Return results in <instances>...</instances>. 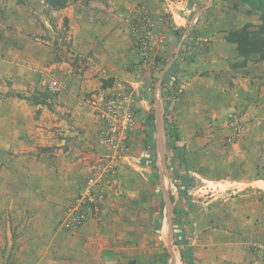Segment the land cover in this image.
I'll list each match as a JSON object with an SVG mask.
<instances>
[{"label": "rangeland", "instance_id": "rangeland-1", "mask_svg": "<svg viewBox=\"0 0 264 264\" xmlns=\"http://www.w3.org/2000/svg\"><path fill=\"white\" fill-rule=\"evenodd\" d=\"M68 10L89 20L103 12L101 25L117 14L135 54L126 76L103 65L94 88L72 87L91 72L95 56L72 51ZM246 24L257 28L259 15L241 0H70L60 9L44 0H0V264H47L46 251L70 253L95 241H110L122 254L140 241L147 252L161 241L165 257L172 249L169 208L187 209V197H177L184 183L187 195L224 199L264 180V60H244L227 40ZM165 70L166 85L155 92ZM53 80L58 89L49 87ZM158 92L166 101L159 145ZM119 102L132 119L125 134L109 129ZM180 105L189 107V121L177 114ZM73 107L97 121L92 135L93 121L77 124ZM44 108L56 116L50 136L30 126L43 120ZM61 125L73 134L63 137ZM62 156L76 173L64 197L48 176L59 166L49 173L43 160L59 164ZM130 216L146 219L139 228ZM114 222L127 224L126 234Z\"/></svg>", "mask_w": 264, "mask_h": 264}, {"label": "crops", "instance_id": "crops-1", "mask_svg": "<svg viewBox=\"0 0 264 264\" xmlns=\"http://www.w3.org/2000/svg\"><path fill=\"white\" fill-rule=\"evenodd\" d=\"M66 15L69 19V38L72 39V51L74 53L80 52L85 55L91 54L95 56V65H91V72L85 73V79L78 81L77 84H72V87L75 90H78L80 87L86 89L94 88L97 82L93 74L101 70L103 65L106 66L102 70H106L109 74L120 75L121 77L126 76L125 65L134 62L135 54L131 50L133 43L129 38L130 33L125 26V28L120 26V18L118 19L117 14L112 12L111 17L104 25L100 24L102 19H107L103 12L98 17L93 16L90 20L80 16L75 17L70 10L67 11ZM189 29H191L190 24L187 27V30ZM129 48L130 51H128ZM167 69H171V66L168 67L167 65ZM167 73L166 71L163 74L162 71L158 75L155 92L159 89V83L162 86L166 85ZM159 96V92L158 95L153 93L152 96L154 98L152 104L155 113L158 145L159 129H163L161 119L164 114V105L166 104V101ZM147 101H150V94ZM149 106L147 104L144 105L145 110H149ZM72 112L77 124H81L83 127L86 122L92 123L93 121L95 125L86 131L92 135V132L98 125L97 121L82 109L73 107ZM188 113H191L189 107L180 105L177 114L187 116L185 120L189 121L191 115H188ZM55 118L54 113L44 108L40 116V119L43 120H34L30 126L36 130L35 132L38 131L40 135L41 130H43V134L45 131L47 135L54 134ZM192 125H194L193 122ZM60 130L59 134H63V137L73 134L65 125H61ZM66 159L65 156L60 157L58 164L57 158H43L44 164L50 166L49 173H51V168L54 165L59 166L56 173L53 172L52 176H48L49 179L55 177V180L59 182L57 195L60 197L66 196L65 191L69 177L76 174L71 170ZM35 165L36 161L33 162V166ZM72 181L74 182L73 186L77 187L78 182L75 179ZM253 182H264V180L251 181L249 182V187L247 186L249 189H240V192L238 189L237 194L224 199L219 198L220 195H213L209 198H200L202 195L192 197L190 193L187 195V187L186 183H184L185 185L182 188L184 194L178 191L177 197H187V209L180 214L179 209L175 211L174 207L169 208L170 216L167 220V227L171 237L168 242L171 244L172 249L167 248L168 255H165V257L164 251L161 248V241H157L155 245L150 246L152 249L148 252L145 251L148 250L147 248H143L146 246L143 242L146 241H140L135 248H130L128 251L124 250L123 254L110 241H95L96 244L94 245L86 243L84 248L75 249L70 253H62L61 250H51L49 253L46 251V256L48 257L47 264H264V252L258 249L264 239V185L263 187L257 185L259 186L257 188L255 187L256 185H252ZM215 194H218L217 191ZM165 203H167L166 198ZM53 206L55 205H52L51 208ZM166 207L168 209V206ZM131 212L132 215L136 213L135 211ZM145 219L146 216H141L140 219H134L132 216L129 217V220L132 221L131 224L138 225L139 228H141V221ZM114 225L121 233H125L124 229H126L127 224L123 223L122 225L121 223L114 222L112 227ZM48 242L50 243L51 241ZM53 242L55 243V241ZM162 242L165 244L164 241ZM174 247H178V249H174ZM32 264H35V260H33Z\"/></svg>", "mask_w": 264, "mask_h": 264}, {"label": "trees", "instance_id": "trees-1", "mask_svg": "<svg viewBox=\"0 0 264 264\" xmlns=\"http://www.w3.org/2000/svg\"><path fill=\"white\" fill-rule=\"evenodd\" d=\"M53 9L65 7L70 0H44ZM248 6V12H256L259 15L260 24L257 28H250L249 24L242 26L240 29L230 31L227 40L235 43L237 55L244 60L251 55H256L258 60H264V0H241ZM149 125L154 126L153 115H149ZM168 136L174 135L176 139L178 134L173 125L167 124ZM186 178L188 175H180ZM179 193H183V189H179Z\"/></svg>", "mask_w": 264, "mask_h": 264}, {"label": "built area", "instance_id": "built-area-1", "mask_svg": "<svg viewBox=\"0 0 264 264\" xmlns=\"http://www.w3.org/2000/svg\"><path fill=\"white\" fill-rule=\"evenodd\" d=\"M59 84L53 80L49 83V87L51 89H58L59 88ZM120 108H123V111L120 112ZM122 113V115H121ZM112 118H111V123H110V130L112 132H117L118 133H123L125 134V132L128 130L129 126H131L132 124V119H131V114L130 112H128V108H124V104H122L121 102L117 103L115 105V107L112 110V114H111ZM263 242L261 243V245H259L258 249H260L262 252H264V239L262 240Z\"/></svg>", "mask_w": 264, "mask_h": 264}]
</instances>
